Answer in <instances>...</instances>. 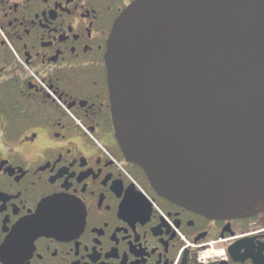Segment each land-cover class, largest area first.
Listing matches in <instances>:
<instances>
[{
    "label": "flooded vegetation",
    "instance_id": "1",
    "mask_svg": "<svg viewBox=\"0 0 264 264\" xmlns=\"http://www.w3.org/2000/svg\"><path fill=\"white\" fill-rule=\"evenodd\" d=\"M135 0H0V264H264V211L198 213L127 161L105 61Z\"/></svg>",
    "mask_w": 264,
    "mask_h": 264
},
{
    "label": "water",
    "instance_id": "2",
    "mask_svg": "<svg viewBox=\"0 0 264 264\" xmlns=\"http://www.w3.org/2000/svg\"><path fill=\"white\" fill-rule=\"evenodd\" d=\"M105 61L115 138L159 196L264 211V0H135Z\"/></svg>",
    "mask_w": 264,
    "mask_h": 264
}]
</instances>
